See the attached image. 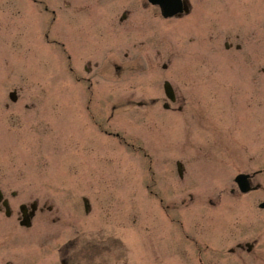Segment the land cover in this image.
I'll return each instance as SVG.
<instances>
[{"label":"rangeland","instance_id":"obj_1","mask_svg":"<svg viewBox=\"0 0 264 264\" xmlns=\"http://www.w3.org/2000/svg\"><path fill=\"white\" fill-rule=\"evenodd\" d=\"M196 1L198 19L196 12L170 22L154 17L153 31L123 42L100 73L97 59L83 56L87 46L73 40L67 0L53 2L59 20L30 0H0V188L19 192L18 205L40 198L54 207L31 228L20 226L19 208L12 217L0 213V264H62L60 247L70 240L67 264H198L182 231L210 225L220 210L230 241L234 232L254 233L243 215L258 221L264 171L251 193L241 195L234 179L264 170V0ZM49 31L74 57L82 54L73 72L65 51L42 38ZM126 51L135 54L134 68ZM87 77L99 85L104 135L82 115L93 100ZM166 79L188 97L184 112L166 110L163 101L149 106L165 98ZM15 89L16 102L9 97ZM224 245L214 264H228L232 244Z\"/></svg>","mask_w":264,"mask_h":264},{"label":"flooded vegetation","instance_id":"obj_2","mask_svg":"<svg viewBox=\"0 0 264 264\" xmlns=\"http://www.w3.org/2000/svg\"><path fill=\"white\" fill-rule=\"evenodd\" d=\"M41 1H44L45 3L47 0H33L34 4L37 6H40L39 4ZM73 1H76L77 3H82L78 4L76 7L73 8V4L76 3H73ZM123 1L124 3H122ZM191 1L192 0H190L189 4V12H186L184 10L182 12H179L175 16L168 18L164 17L160 12L159 7L152 4L149 0H141L139 2L143 12L140 14H137L136 12V0H70L69 2H67V9L71 8L70 12H68L69 21L67 23V26L75 27L73 40H75L77 48L83 49L85 45L87 46L88 54L83 56L102 59L101 62L99 60L93 59L95 61V68L99 70V72H101V68H103L102 70H104L109 67L108 62L111 59L120 56L122 52L121 45L123 44V42L134 40L142 35L146 36V32L153 31L151 27H149L148 30L147 26L148 24H154L152 23L154 17H158L165 22H170L174 19H183L184 17H187L192 14L194 11V5ZM262 1L263 0L258 1L259 5H261ZM154 8L157 9L159 13H156ZM45 9L50 10L49 6L46 3ZM51 14H53L54 20L58 19L59 14L55 9L51 10ZM136 16H139L144 19H140L142 21L136 23ZM147 20H150V22ZM189 25L191 27L190 29L196 31V23L193 24V22L190 20ZM155 31L158 32V29H155ZM167 34L168 33L166 29V35L164 36L162 34V36L166 37ZM50 35L53 36V39L50 40L62 41L61 39H57L51 31L46 34L47 39L48 37H50ZM142 43H144V41H141V44ZM229 44V47L231 48L232 43ZM236 47L238 48V45H236ZM65 52L68 57L71 58L73 56V50L71 52V50H69L66 45ZM123 56L125 57V59L131 60L125 62H131V65L134 68L133 58H135V54L126 51L125 53H123ZM131 65H126V68H129ZM118 67L119 69H121L123 66L119 65ZM71 69H73V67H71ZM95 72L96 71H93V73ZM92 78L93 77H91V79ZM176 100V103L181 102L182 106H184L188 102V97H186L185 94L179 93L178 91ZM162 101H165L166 103L167 98H163ZM160 102L161 99L159 97L151 99L152 104H159ZM96 124L99 125L98 120H96ZM258 173H261V171H259ZM254 177L255 175L251 177L252 181ZM260 188L261 185L257 187V189ZM19 194V192L12 191L11 196L6 197L5 195V199H7L9 205L13 209L11 212L12 214H14V210H18V208H20V206L22 205V203L19 205L18 203H16ZM234 197L237 196L234 195ZM41 200L42 199L40 198L39 200L37 199L38 202L35 204L34 219L37 218L39 214H44L48 211L54 210V207L49 206L47 204H42ZM259 208L260 216H257L258 221H255L254 223H251V220L248 219L247 215H243L244 229H248L249 226L254 228V233L251 235H246V237L244 238H239L237 233L234 232L232 233L230 241L229 234L223 235L227 232L223 231L225 229H228V226H230V224H228L227 227H204L203 231H201L198 235L203 239V243L206 245V247L198 249L201 255L199 260L207 264L217 263V255L221 252L220 248L227 246H221V243L227 242L232 244V246L229 245L230 247L228 249V254L230 255H227L228 264L231 261L232 264H264V208ZM4 210L5 208L3 204L0 203V213H3ZM33 210L34 208L32 209L30 206H28L26 209L27 214H30ZM19 216L20 214L18 213V217Z\"/></svg>","mask_w":264,"mask_h":264},{"label":"water","instance_id":"obj_3","mask_svg":"<svg viewBox=\"0 0 264 264\" xmlns=\"http://www.w3.org/2000/svg\"><path fill=\"white\" fill-rule=\"evenodd\" d=\"M155 2L161 3L164 6V9L168 12V14H172L176 6L174 5L173 0H155ZM241 185L243 187L246 186V182H244V177H240L239 179Z\"/></svg>","mask_w":264,"mask_h":264}]
</instances>
